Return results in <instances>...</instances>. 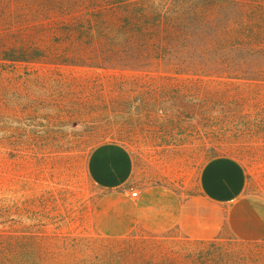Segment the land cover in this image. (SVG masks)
I'll return each instance as SVG.
<instances>
[{
    "label": "trees",
    "instance_id": "16d2710c",
    "mask_svg": "<svg viewBox=\"0 0 264 264\" xmlns=\"http://www.w3.org/2000/svg\"><path fill=\"white\" fill-rule=\"evenodd\" d=\"M35 66L61 80L91 72L101 105L88 101L90 114L107 111L115 93L138 94L115 98L134 113L126 130L136 141L172 153L196 138L206 146L247 118V95L264 87V0H0V77L22 68L40 76ZM253 121L244 134L264 127V111ZM25 217L0 230V264H264V240H195L174 229L72 237Z\"/></svg>",
    "mask_w": 264,
    "mask_h": 264
},
{
    "label": "rangeland",
    "instance_id": "374dc122",
    "mask_svg": "<svg viewBox=\"0 0 264 264\" xmlns=\"http://www.w3.org/2000/svg\"><path fill=\"white\" fill-rule=\"evenodd\" d=\"M35 70L40 76L28 77L22 68L16 75L8 73L0 77V222L3 224L0 230L11 229L12 224L26 216L45 224L46 232L58 230L72 237L124 238L134 231L140 237L153 234L137 227L114 237L98 228V224L105 230L117 228L118 216L104 211L112 210L118 202L99 209V201L106 192L87 174V159L97 145L117 142L129 150L134 161L128 185L132 193L164 186L174 190L182 200L190 201L183 202L188 216L185 228H172L175 236L257 242L236 236L229 224L227 206L200 202L199 177L203 164L215 153L233 157L247 175L244 195L264 201V127L244 134L249 128L247 122L253 126V120L264 111V87L250 91L247 97L251 99L240 110L242 115L248 114L247 118L238 121L231 131L226 125L225 131L205 143L206 146L196 138L193 145L172 153L149 147L151 144L143 140L136 141L126 130L129 115L134 113L127 106L117 105L115 98L129 104L136 98L141 100L138 94L118 97L115 93L109 99L113 103L107 111L93 108L95 114H90L86 110L88 101L94 106L101 105L96 96L91 98L89 94L88 82L94 79L91 72L70 71L66 74L69 78L61 80L42 67L31 68ZM136 136L139 140L144 137L141 133ZM159 136L165 138L161 133ZM242 204L234 212L236 228L244 212H250L251 221L264 216V202ZM214 231L216 234L212 236Z\"/></svg>",
    "mask_w": 264,
    "mask_h": 264
},
{
    "label": "crops",
    "instance_id": "0c3cea01",
    "mask_svg": "<svg viewBox=\"0 0 264 264\" xmlns=\"http://www.w3.org/2000/svg\"><path fill=\"white\" fill-rule=\"evenodd\" d=\"M134 172V161L129 150L118 143H104L97 146L88 159V174L94 184L106 193L98 207L118 202L112 210L104 213L118 216L119 225L99 230L108 236L119 237L141 227L149 232L161 233L177 226L184 227L186 221L185 205L182 198L172 189L153 186L137 192L136 198L128 187ZM199 185L202 199L215 206L229 208V224L236 236L247 241L264 238V216L250 220V212H244L239 222L234 212L244 202H264L260 198L245 196L247 175L242 164L232 157H217L208 161L200 172ZM254 211H256L254 209ZM256 216L258 212H256ZM125 215V216H124ZM254 216V215H251ZM124 218V222H122ZM189 218V217H188ZM99 223V221H98ZM216 231L212 232V236Z\"/></svg>",
    "mask_w": 264,
    "mask_h": 264
},
{
    "label": "built area",
    "instance_id": "2783aa9c",
    "mask_svg": "<svg viewBox=\"0 0 264 264\" xmlns=\"http://www.w3.org/2000/svg\"><path fill=\"white\" fill-rule=\"evenodd\" d=\"M137 195H138L137 192H133V193H132V197H133V198H136Z\"/></svg>",
    "mask_w": 264,
    "mask_h": 264
}]
</instances>
